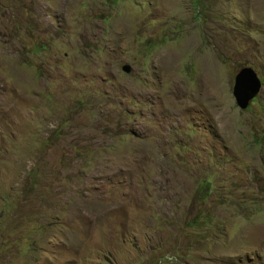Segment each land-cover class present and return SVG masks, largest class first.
Returning a JSON list of instances; mask_svg holds the SVG:
<instances>
[{
  "label": "rangeland",
  "instance_id": "374dc122",
  "mask_svg": "<svg viewBox=\"0 0 264 264\" xmlns=\"http://www.w3.org/2000/svg\"><path fill=\"white\" fill-rule=\"evenodd\" d=\"M0 264H264V0H0Z\"/></svg>",
  "mask_w": 264,
  "mask_h": 264
},
{
  "label": "water",
  "instance_id": "95a60500",
  "mask_svg": "<svg viewBox=\"0 0 264 264\" xmlns=\"http://www.w3.org/2000/svg\"><path fill=\"white\" fill-rule=\"evenodd\" d=\"M122 70L129 74L130 65H124ZM262 89V81L255 70L251 67H245L236 75L233 88V96L236 104L241 110H247L251 102L255 100Z\"/></svg>",
  "mask_w": 264,
  "mask_h": 264
},
{
  "label": "trees",
  "instance_id": "16d2710c",
  "mask_svg": "<svg viewBox=\"0 0 264 264\" xmlns=\"http://www.w3.org/2000/svg\"><path fill=\"white\" fill-rule=\"evenodd\" d=\"M196 3L198 4V3H199V0H196ZM36 48H38V47H36ZM207 188H208V186L205 187V188H203V189L207 190ZM205 190H204V191H205ZM204 191H203V192H204ZM204 193H205V192H204ZM210 193H211V191H208V193H207L206 195L209 196ZM191 224H194V223H191Z\"/></svg>",
  "mask_w": 264,
  "mask_h": 264
}]
</instances>
